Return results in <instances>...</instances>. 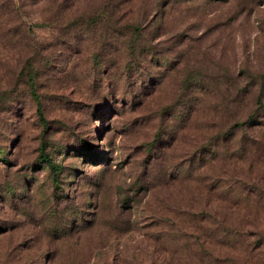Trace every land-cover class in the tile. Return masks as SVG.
Wrapping results in <instances>:
<instances>
[{"label": "rangeland", "instance_id": "374dc122", "mask_svg": "<svg viewBox=\"0 0 264 264\" xmlns=\"http://www.w3.org/2000/svg\"><path fill=\"white\" fill-rule=\"evenodd\" d=\"M261 72L264 0H0V264H264Z\"/></svg>", "mask_w": 264, "mask_h": 264}, {"label": "trees", "instance_id": "16d2710c", "mask_svg": "<svg viewBox=\"0 0 264 264\" xmlns=\"http://www.w3.org/2000/svg\"><path fill=\"white\" fill-rule=\"evenodd\" d=\"M259 77L263 78L264 77V72H261L259 74ZM255 103H256L255 107H254L255 110L252 113H249L244 120L234 121L232 123H229L225 130L217 131L215 133V135L212 136L213 137V141H212L211 146L214 147L215 149H213L211 152L217 153V151H218V147L216 146V143H215L216 140L222 139V140H226L227 141V140L232 139V137H234V133H235L234 130L241 129L244 125L248 126V127H254L256 125H258V127H260L261 125H264L263 120H257V118H256L258 116H262V114H260V112H259L260 111V106H262V101H261V99L258 96L255 98ZM226 134H227V136H226ZM241 141H242V139H241ZM240 144L239 145L238 144L234 145V146H236L235 147L236 148L235 151H241L242 150V147H241ZM205 152H207V150ZM40 155H41L40 157L45 161L46 165L49 168H51V169L53 168L54 169L55 164L51 161V159L45 154H43V155L40 154ZM256 191H261V190L257 189Z\"/></svg>", "mask_w": 264, "mask_h": 264}]
</instances>
